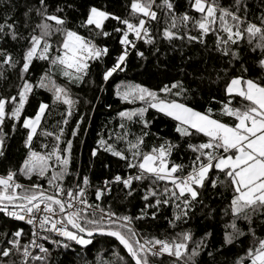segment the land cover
<instances>
[{"label": "snow or ice", "instance_id": "1", "mask_svg": "<svg viewBox=\"0 0 264 264\" xmlns=\"http://www.w3.org/2000/svg\"><path fill=\"white\" fill-rule=\"evenodd\" d=\"M0 264H264V0H0Z\"/></svg>", "mask_w": 264, "mask_h": 264}, {"label": "trees", "instance_id": "2", "mask_svg": "<svg viewBox=\"0 0 264 264\" xmlns=\"http://www.w3.org/2000/svg\"><path fill=\"white\" fill-rule=\"evenodd\" d=\"M119 2H121V0H111V3L113 4H118ZM45 99H47V97H45ZM33 104H35V101H33ZM31 107L29 108V111H31ZM106 119V113L104 109H98V111L93 115L92 117V126L89 129V135L86 137L88 143H91L93 138L95 137L96 132L99 130L100 125L102 122H104ZM53 121H50V123H52ZM15 147V145L13 146ZM86 152V150H85ZM99 167V165H98ZM136 203V202H134ZM119 207V205H117ZM133 211H136V208L133 207L132 209ZM163 224L160 225L161 228H163Z\"/></svg>", "mask_w": 264, "mask_h": 264}]
</instances>
